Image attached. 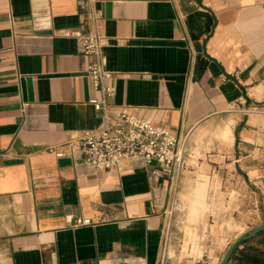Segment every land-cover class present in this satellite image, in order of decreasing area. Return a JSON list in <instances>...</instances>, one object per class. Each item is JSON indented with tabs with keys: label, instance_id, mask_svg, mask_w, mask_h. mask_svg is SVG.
<instances>
[{
	"label": "crops",
	"instance_id": "1",
	"mask_svg": "<svg viewBox=\"0 0 264 264\" xmlns=\"http://www.w3.org/2000/svg\"><path fill=\"white\" fill-rule=\"evenodd\" d=\"M78 30L100 35L113 96L93 86ZM91 99L174 131L185 165L230 129V167L264 203V0H0V264H179L174 199L183 186L199 201L207 182L58 157L104 124Z\"/></svg>",
	"mask_w": 264,
	"mask_h": 264
},
{
	"label": "rangeland",
	"instance_id": "2",
	"mask_svg": "<svg viewBox=\"0 0 264 264\" xmlns=\"http://www.w3.org/2000/svg\"><path fill=\"white\" fill-rule=\"evenodd\" d=\"M231 145L232 131L221 129L215 139L210 136L203 145L200 155L205 165H184L181 169L195 180L207 182V190L193 204L187 187L178 190V202L183 205L174 211L179 264H212L213 257L215 264H220L236 236L264 223L260 193L230 167L232 161L225 156Z\"/></svg>",
	"mask_w": 264,
	"mask_h": 264
},
{
	"label": "built area",
	"instance_id": "3",
	"mask_svg": "<svg viewBox=\"0 0 264 264\" xmlns=\"http://www.w3.org/2000/svg\"><path fill=\"white\" fill-rule=\"evenodd\" d=\"M82 50L96 58L89 64L88 76L93 86L103 89L108 96H113V87H105L104 82L112 76L102 61L101 37L98 33L74 31ZM97 109H106L105 101L91 99ZM104 124L97 130L86 131L81 139H73L66 143L71 149L67 153L55 147L58 157H67L80 151L84 160L95 168H117L126 159L142 161L145 164H159L160 167L177 174L185 165L186 142L171 129L156 125L150 118L134 114L127 109H106ZM264 126V121L262 122ZM157 169H155V172ZM178 197L174 199L171 213L182 208ZM74 226L88 223L83 217H73Z\"/></svg>",
	"mask_w": 264,
	"mask_h": 264
},
{
	"label": "trees",
	"instance_id": "4",
	"mask_svg": "<svg viewBox=\"0 0 264 264\" xmlns=\"http://www.w3.org/2000/svg\"><path fill=\"white\" fill-rule=\"evenodd\" d=\"M232 258L239 264H264V231L243 241Z\"/></svg>",
	"mask_w": 264,
	"mask_h": 264
},
{
	"label": "water",
	"instance_id": "5",
	"mask_svg": "<svg viewBox=\"0 0 264 264\" xmlns=\"http://www.w3.org/2000/svg\"><path fill=\"white\" fill-rule=\"evenodd\" d=\"M110 3H107V7H110ZM61 162L63 163H67L70 162V159H62ZM264 231V223L257 225L255 227H253L252 229H250L249 231L242 233L241 235H239L234 242L228 247V249L226 250L221 263L220 264H229L230 259L233 255V253L235 252V250L238 248V246L246 240H249L251 238H253L254 236H256L257 234L261 233Z\"/></svg>",
	"mask_w": 264,
	"mask_h": 264
}]
</instances>
